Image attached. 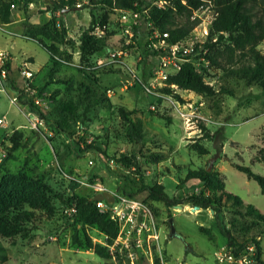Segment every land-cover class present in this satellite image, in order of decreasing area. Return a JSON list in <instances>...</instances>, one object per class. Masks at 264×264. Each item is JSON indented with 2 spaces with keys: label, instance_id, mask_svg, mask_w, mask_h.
I'll use <instances>...</instances> for the list:
<instances>
[{
  "label": "rangeland",
  "instance_id": "374dc122",
  "mask_svg": "<svg viewBox=\"0 0 264 264\" xmlns=\"http://www.w3.org/2000/svg\"><path fill=\"white\" fill-rule=\"evenodd\" d=\"M20 8L29 15L37 13L36 8L28 9L29 12L22 6ZM92 11L101 13L98 8L89 6L83 10L73 9L66 15L68 38L72 40L67 46L73 54L71 58L58 54L69 63L57 60L59 63L53 76L49 74L53 66L47 63L50 53L43 43L35 38L8 33L0 27V48L14 55L11 77L17 88L25 85L26 80L18 71V66L25 64L36 72L33 83L46 90L51 100L44 114L45 126L38 130L32 127L28 116L30 108H33L22 101H11V96L16 93L15 86L7 84L4 90L0 85V117L3 118L0 123V178L12 172L23 175L27 181L40 179L49 185L54 203L53 212L35 210L36 217L33 223H28L30 230L27 234L0 237L5 248L0 250V264H133L132 260L134 264H219L215 252L227 241L216 225L211 209H193L191 203L168 209L163 202L148 200V191L139 190V187L143 182L162 181L170 195L185 197L202 188L197 180H184L188 169L208 167L222 173L228 191L264 213V193L259 183L236 166V163L245 164L264 174V161L255 158L256 152L264 147V92L260 85L247 86L243 80L228 78L233 95L218 93L210 98L174 86V91L180 94L182 100L163 90H160L165 95L162 99L150 97L136 82H124L126 78L121 76L118 66L100 65L115 47L122 45L120 30L109 37L106 46L94 53L89 62L83 61L80 37L91 23ZM194 15L199 22L189 35L195 34L205 42L214 13L211 8L202 7L195 10ZM116 23L117 15H112L109 26L117 27ZM25 25L22 21V29L13 25L8 27L24 33ZM204 29H209L207 37L202 36ZM138 33L137 39L144 44L150 29L143 24ZM258 48L264 55V40ZM123 49L128 52L123 57L137 67L138 73L146 80L144 71L151 70L156 56L149 53L147 56L143 46L138 47L137 44L123 45ZM144 59H150V63L146 64ZM213 71L217 75L207 77V81L219 89L223 82L220 78L222 71L215 68ZM81 81H92L100 94L102 91L106 94V98L90 105V98L87 99L79 87ZM108 89H115V92L109 95ZM171 100L182 107L188 102L203 100L202 114L224 121V124L205 122L212 131L224 127L226 139L223 149L218 151L214 140L203 138L199 121L190 124L184 120ZM121 105L134 109V116L142 118L145 132L143 144L134 142L128 136L129 125L118 112ZM152 105H156L155 108ZM58 121H65L73 129V134L59 129ZM17 129L23 133L22 144L13 149L12 135ZM89 137L93 138L92 142L87 141ZM195 141L205 144L209 153L199 154L191 146ZM89 143L95 146L89 147ZM139 149L147 155L140 153ZM134 151L139 155L140 166L130 169L118 157ZM151 151L163 154L164 158L150 163ZM9 153L11 156L7 157ZM68 175L86 177L90 182L101 181L122 193L123 189L134 191L135 196L147 200L155 213L160 232L159 242H150L152 251L135 250V254L133 251L137 246L134 241L130 243L129 251L124 246L121 251L122 243H116L115 239L108 241V235L95 225H87L86 232L94 243L109 247L112 254L109 259L97 254L93 248L73 244L77 219L76 213L71 214L67 210L73 205L69 204V198L74 194ZM80 186V189L86 187L85 191H90L89 187ZM232 213L224 211V220L230 229L238 233L254 231L249 221L240 218L238 222ZM172 222L176 235H170ZM206 228H209L210 234L206 233ZM260 239L264 259V235ZM147 244L143 242L144 250L148 249ZM157 256L160 263L156 262Z\"/></svg>",
  "mask_w": 264,
  "mask_h": 264
},
{
  "label": "trees",
  "instance_id": "16d2710c",
  "mask_svg": "<svg viewBox=\"0 0 264 264\" xmlns=\"http://www.w3.org/2000/svg\"><path fill=\"white\" fill-rule=\"evenodd\" d=\"M22 1L28 3L31 0H0V22L11 21L14 14L11 4L13 2L21 3ZM91 1L93 9L98 8L101 13L96 14L92 11L91 23L80 37L83 61L89 62L94 53L106 46L109 37L117 33L119 30L118 21L116 23L117 27L111 28L109 25H111L112 15H117L119 10L148 9L144 13L145 19L140 27L146 24V27L150 29L151 27L147 25V21L151 20L154 27L159 28L160 31H168L170 33L168 41L173 43L188 36L198 24L199 18H192L195 10L209 7L212 9L214 17L210 26L209 37L204 45L209 49L207 56L211 60L212 69L208 70L203 64L198 66L193 61H186L180 70L169 76L168 85L162 87L161 90L173 94L181 100L182 97L174 91V86L194 91L199 95L210 98L218 93L233 95L234 91L228 82V78H232L243 80L247 86L260 85L264 92V55L258 48L259 44L264 40V0H186L185 3L182 0H173V6L168 5L166 7H159L153 3L154 0ZM73 2L74 0H50L47 4L48 10H52L53 13L46 21L33 22L29 19L25 21V34L38 39L50 53V58L47 62L48 65L53 66L49 72L50 76H53L54 72L57 71L55 67L59 63L54 54H61L67 58H71L73 54L67 46V43L72 41L68 38V27L66 25L58 27L55 15L59 8L72 7ZM25 10L28 11V8L25 7ZM25 14L29 16V13L25 12ZM96 24H106L105 32L102 34L94 33L93 30ZM138 37L139 33L137 31L133 38L136 42L128 46L137 44L138 47L143 46L146 55L148 53L155 55L147 48L146 41L143 44L142 41L137 39ZM144 60L146 64L150 63V59ZM118 68L120 73L126 74L125 67L118 66ZM214 68L222 71L220 78L223 82L219 89L207 81V77L217 75V72L214 73L213 71ZM144 73L145 77H147L146 79H148L149 71H144ZM94 81L97 82L96 79ZM11 82L17 88L14 80ZM136 83L139 84L138 82ZM33 85L36 86V84ZM79 87L86 98H90V105L98 104L106 98V94L103 91L100 94V90L97 89L92 81L89 83L81 81L79 82ZM20 91L23 96L24 89H20ZM21 100L25 104H32L31 101ZM118 112L121 118L129 125L128 136L130 139L138 144H143L145 132L142 118L139 116L135 117V110L128 109L124 105L119 106ZM44 114L43 116H45ZM58 126L59 129L73 134V129L65 121H58ZM199 127L203 131L202 137L214 140L217 150L221 151L226 139L224 127L222 126L217 131H212L202 120L199 121ZM22 135L23 133L19 129L12 135L13 149L21 146ZM88 146L94 147L95 145L94 143H89ZM191 146L199 154H206L210 151L205 144L199 141H195ZM99 148L101 149L100 146ZM101 150L104 151V149ZM139 150L143 155H147L142 149ZM10 156L11 154L9 153L7 157ZM150 156V163L164 158L163 154L155 153V151H151ZM255 158L264 161V147L256 152ZM118 160L130 169L140 164L139 155L136 151L130 155L123 153L118 157ZM236 166L244 171L249 178L257 180L264 193V174L254 171L251 166L245 164L236 163ZM70 180L74 194L69 198V204L77 207L75 215L77 229L72 243L81 247L93 248L97 254L109 259L112 256L109 247L99 242L94 243L86 232V226L95 225L99 227L108 235V241L112 242L118 235V222L111 217L109 211L100 210L96 199H94L95 193L91 189H89L90 191H85L84 188L86 187L80 189L81 184L78 181ZM184 180H197L202 184L201 190L185 197L170 195L167 186L162 181L154 183L143 182L139 190L148 191V200L163 202L168 209L178 204L184 205L187 203L199 205L204 209H213L216 225L225 237L227 244L235 247L238 251L248 242H254L258 255L262 258L260 238L264 235V213L254 205L245 203L237 194L228 191L224 177L218 170L209 169L208 167L189 168ZM49 190V185L40 179L27 181L23 175L18 173H5L0 178V237L12 238L20 234H27L28 230H30L28 223H33L36 217L35 210L37 209H47L53 212L54 203H52ZM123 191L130 196L136 195L134 191H126V189H123ZM225 210L233 212L232 214L238 219V222L240 218L249 221L251 229L254 226V231L245 230L243 233H238L230 229L224 220ZM205 231L210 234L209 228H206ZM4 249L0 240V250ZM156 262L160 263L158 256L156 257Z\"/></svg>",
  "mask_w": 264,
  "mask_h": 264
},
{
  "label": "built area",
  "instance_id": "2783aa9c",
  "mask_svg": "<svg viewBox=\"0 0 264 264\" xmlns=\"http://www.w3.org/2000/svg\"><path fill=\"white\" fill-rule=\"evenodd\" d=\"M50 0H31L28 3L13 2L11 8L13 11L24 13L23 9H41L42 4L47 5ZM186 2V0H182ZM154 4L159 7L173 6V0H154ZM72 7L59 8L55 15L57 16V26L62 27L67 25L66 15L73 9H87L92 5L91 0H74ZM70 10H65V9ZM148 9H123L119 10L117 14V21L119 23V30L121 32L120 39L123 41L122 45L115 47V50L111 52V55L106 61L100 63V65H116L123 66L126 69V74L131 77L130 80L125 79L124 82L133 84L138 82L144 91L154 97L162 99L165 97L160 92L161 88L168 83L169 76L174 72L181 69L182 65L186 61H193L196 65H204L208 70L212 69L211 60L207 56L209 49L205 47L204 41H200L195 34L188 35L177 42H169L168 37L170 33L168 31H160L159 28L154 27L151 20L147 21V25L150 26V33L147 35L146 43L150 52L155 53L156 61L149 71L148 79L144 80L138 73V68L127 62L123 55H128V52L123 49L124 46H128L133 42V38L138 31L142 21H144V13ZM52 12V10H51ZM53 13V12H52ZM195 18V15L192 16ZM0 27L14 35H23L26 38H32L31 36L18 31H14L8 27V24L0 22ZM107 25L96 24L93 32L96 34H102L105 32ZM209 29H204L202 36L207 37ZM200 47V49H199ZM54 57L65 63L69 61L58 54H54ZM14 60V55L5 49L0 48V85L6 90L5 85L12 84L13 78L11 77V65ZM19 72L25 78L26 82L23 88H15L16 93L11 96L13 103H18L24 99L31 101V105L27 104L30 108L28 116L32 127L41 130L45 126V118L43 114L48 110L50 106V99L48 98V92L33 85L34 71L28 68L25 64L20 65ZM19 89H24L22 96ZM115 92V89H108V94L111 95ZM171 104L176 108L179 114L184 120H187L190 124H194L196 121H204L206 123L224 124L223 120L213 119L202 114L201 109L205 105V102L199 101V103L188 102L184 107L176 104L174 100H171ZM156 105H152L155 108ZM31 115L33 116L31 118ZM3 122V118H0V123ZM92 137L87 138L88 142H92ZM5 156V153H3ZM70 179L78 181L81 185L89 187L95 194L98 192L111 191L115 199L112 203H109L106 199L96 200L97 205L104 211H109L111 217L118 222L119 231L115 238L116 243H122L129 251L130 243L134 241L137 246L135 250L139 251H152L153 242H159L160 232L157 226V219L151 205L145 200L137 196H130L122 193L119 189H111L101 181L90 182L86 177H78L76 175H68ZM71 214L77 212L75 205L69 206L67 209ZM143 242H147L148 249L144 250ZM114 247V245H113ZM131 251V250H130ZM132 252V251H131ZM133 253H131L132 256ZM136 254V252H135ZM216 259L219 264H264L263 258L259 257L256 244L254 242H248L243 248L238 251L235 247L224 243L215 252ZM129 256V255H128ZM130 256V257H131ZM134 264L135 261L132 260Z\"/></svg>",
  "mask_w": 264,
  "mask_h": 264
},
{
  "label": "crops",
  "instance_id": "0c3cea01",
  "mask_svg": "<svg viewBox=\"0 0 264 264\" xmlns=\"http://www.w3.org/2000/svg\"><path fill=\"white\" fill-rule=\"evenodd\" d=\"M30 10H34V9H30ZM36 10H37V13H34L33 15L31 14L29 16L26 14H22V13L19 14V12L14 11L13 18L11 19V21L6 22V24L13 25V26H16V27H19L22 29V21H26L27 19L33 20L34 17L37 16V17H35L36 21L33 20V22H43V21H46L48 19V17H50L52 15L51 10H48V5L42 4L41 9H36ZM79 10H83V9H79ZM24 28H25V26H24ZM12 67L13 66L11 65V69H12ZM19 67L20 66H18V69H19ZM34 73H36V72L34 71Z\"/></svg>",
  "mask_w": 264,
  "mask_h": 264
},
{
  "label": "water",
  "instance_id": "95a60500",
  "mask_svg": "<svg viewBox=\"0 0 264 264\" xmlns=\"http://www.w3.org/2000/svg\"><path fill=\"white\" fill-rule=\"evenodd\" d=\"M65 10L67 11V10H70V9L67 8ZM121 76L126 78V79H128V80L131 79V77L129 75H127V74H125L123 72L121 73ZM94 199H96V200L106 199L109 203H112L114 201V199H115V196H114V194L111 191H104V192L96 193L94 195ZM176 206L179 207L181 205L178 204ZM198 208L200 209L201 207L199 205H194L193 206V209H198ZM211 211L214 212L213 209H211ZM170 235H176V229H175V226H174L173 222L170 224Z\"/></svg>",
  "mask_w": 264,
  "mask_h": 264
},
{
  "label": "bare ground",
  "instance_id": "6f19581e",
  "mask_svg": "<svg viewBox=\"0 0 264 264\" xmlns=\"http://www.w3.org/2000/svg\"><path fill=\"white\" fill-rule=\"evenodd\" d=\"M182 210V209H181Z\"/></svg>",
  "mask_w": 264,
  "mask_h": 264
}]
</instances>
